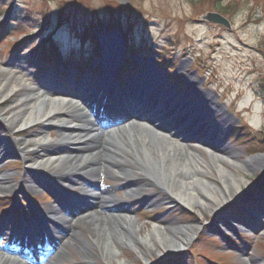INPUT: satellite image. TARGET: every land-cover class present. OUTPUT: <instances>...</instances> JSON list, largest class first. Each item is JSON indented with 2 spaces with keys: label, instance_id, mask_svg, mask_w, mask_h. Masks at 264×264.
Segmentation results:
<instances>
[{
  "label": "rangeland",
  "instance_id": "1",
  "mask_svg": "<svg viewBox=\"0 0 264 264\" xmlns=\"http://www.w3.org/2000/svg\"><path fill=\"white\" fill-rule=\"evenodd\" d=\"M6 6H13L11 14L5 12ZM210 12L219 13L228 20L230 30L202 19L201 16ZM116 25L129 37L124 56L111 68L113 73H121L120 87L129 83L130 74L136 79L147 76V61H150L161 83L156 89L161 91L162 87H168L174 96L185 95L187 101L206 95L222 107L227 119L223 118V113H215L210 119L222 127L210 133V140L219 149L237 152L238 157L234 160L240 164L253 158H259L261 162L253 169L244 164L236 169L226 165L240 181L239 187L234 189V200H230L233 203L219 197L220 214L206 211L203 216L199 210L169 203L168 193L159 196L158 191L146 186L148 182L139 181L143 190L126 198L121 188L139 179L136 175L140 173L137 163H133L128 155L132 161L129 174H119L116 168L105 165L110 172L103 168L96 182L103 190L118 188L114 192L117 204L110 210H102L99 199H83L77 194L65 210L66 214L77 219L101 210L108 214L130 212L144 225L143 233L157 221L167 227L199 224L195 239L175 255L163 253L162 256L148 251L144 259L136 250L123 248L122 260L131 264H264V0H0V79L4 78V72H9L13 78L31 85L49 81L46 75L51 72H45L42 63L38 62L39 56H43L42 50L36 52V58L32 48L41 46L40 41L49 43L50 39L66 64L63 72H69L68 63L81 60L83 51V57L97 58L93 61L94 67L101 70L98 65L102 63L101 53L91 48L92 42L82 46V32L87 29L98 37L108 36ZM103 28L106 30H98ZM25 36L32 39L21 48V53L14 52L18 44L15 42ZM142 56L147 61L141 65L138 57ZM132 59L135 60L133 65ZM57 75L60 77L61 73ZM65 78L69 79L67 74ZM93 80L96 81V77ZM195 85H198V91L194 89ZM14 99L0 108L7 107ZM116 119L123 121L111 118L105 123L111 124ZM187 121L192 122V119L187 117ZM42 130L41 126L35 125L14 135L7 134L0 119V134L6 138L0 144V156H3L0 173L11 175L10 184H0V226L8 228L26 223L30 209L47 212L52 209L53 202L48 194L54 193L55 188L66 187L69 176L65 180L48 181L45 180L47 174L42 172L37 187L26 184L31 176L24 175L25 164L16 154L11 140L29 137ZM46 133L50 134L49 141L55 139L54 128H48ZM200 136L198 133L186 135L189 144L175 139L171 143L177 147H194L211 161L210 154L200 144ZM158 143L161 144L159 141L153 144L157 146ZM53 148L56 147L45 149ZM206 178L218 189L223 187L215 170ZM30 186H33L32 190H29ZM20 189L24 192L19 193ZM154 197L160 201L159 205H146L145 200ZM23 214L24 220H21ZM237 220L241 222L238 224ZM84 224L87 232L80 239L90 236L89 229L93 231L88 222ZM232 225L237 228L236 235ZM56 231L59 238L45 249L47 259L54 254L49 259L52 264H119L122 261L103 259L98 248L81 244L79 238L72 239L64 227L56 228ZM174 256L176 260L169 261Z\"/></svg>",
  "mask_w": 264,
  "mask_h": 264
},
{
  "label": "bare ground",
  "instance_id": "2",
  "mask_svg": "<svg viewBox=\"0 0 264 264\" xmlns=\"http://www.w3.org/2000/svg\"><path fill=\"white\" fill-rule=\"evenodd\" d=\"M118 41L117 36H111L103 41L104 47L106 46L109 51V58L107 57L104 61L106 67L112 64V59L117 58ZM4 73V78L0 79V105L15 98L7 107L0 108V119L6 126L7 134L14 135L35 125L43 128L41 132L29 137L11 140L15 146L16 154L22 157L25 164L24 175L31 176L26 184L36 183L37 173L35 172L37 171L47 174L45 180L48 181L64 180L67 176L77 174L82 178V185L79 189L81 197L83 199H99L101 209L109 210L112 205L118 202L114 196L116 189L101 190L96 184L97 179L101 176L105 165L116 168L119 174H129L132 163L128 159V155H130L134 160L133 163H137L140 172L136 175L139 176V179L128 183L135 185L131 189V193L143 190V184L140 183L148 182L146 186L158 191L159 196L163 192H167V200L171 204L182 205L189 210H199L203 216L206 211L219 215V197L225 201L234 200L236 195L234 189L240 185V181L234 178L232 171L227 166L236 169L241 168V165L244 164L246 168L253 169L261 162V159L253 158L240 164L234 160L238 157L237 152L219 151L209 144V139L205 138L206 142L203 143V147L210 154L211 161L194 147L188 145L177 147L172 144L173 139L183 143L189 141L166 132V127L162 125L168 120L170 125H174L176 121L180 122L177 108L171 107L176 99L166 98L160 107L153 106L154 109L156 108V112L146 111V109L141 110L146 114L133 112L132 115L136 118L130 122L103 129L92 117L69 114L64 101L52 96L51 92L45 89L40 82L31 85L23 80L13 78L9 72ZM148 78L149 81L146 84L149 87L155 78L151 74ZM86 87L88 86H84V89ZM197 88L198 85H195L196 90ZM95 89L97 88L95 87ZM21 90L22 92L18 94ZM98 91L99 89L95 91L94 98ZM162 91L169 94L168 90ZM149 99L150 97H148ZM137 100L140 101L139 106H143V102H147L144 97ZM190 100L187 103L183 100L182 106L193 116L197 126L200 125V121L202 122V127L193 129L195 126V124L192 125L193 122L188 125L183 123L177 130L189 133L191 129L194 133L207 129L205 133L207 136L209 132L217 128L211 123L210 117L215 113L223 112L215 101L211 97L206 98V95H200L197 100ZM112 102L114 101L112 100ZM101 109L97 108L96 111L104 113L105 110ZM181 111L183 112V110ZM138 116L144 117L145 120H140ZM74 123L76 125L70 128V125ZM48 128L56 130L55 139L52 141L48 139L50 134L46 133ZM5 140V135L0 134V144ZM155 141H159L161 144L158 143L155 146L153 144ZM50 146L70 149L45 153V148ZM2 161L3 156L1 155L0 164ZM212 170L217 172L218 179L223 185L221 189L212 185L206 178L212 173ZM105 171L110 172L108 169ZM10 179L11 175L8 172L0 173V184H10ZM139 181L141 182L139 183ZM32 189L33 186H30L29 190ZM22 192L24 190L20 189L19 193ZM145 201L149 207H156L160 203L157 197L147 198ZM102 210L77 219L69 217L62 208L47 212L54 220L55 225L58 228H66L70 233L69 237L75 240L82 238V235L87 232L84 223L88 222L93 227V231L89 229L91 237L80 239L79 242L89 247L98 248L100 256L109 261L124 259L123 248L136 250L144 259L148 251L152 254L174 255L183 251L199 231L198 223L183 227H167L157 221L158 223L155 222L151 229L143 233L144 225L130 213L108 214L109 212ZM53 233L51 241L55 242L59 238V233L55 228ZM93 241H96L97 244ZM23 261L21 254L11 256L6 254L5 248H0V264H23ZM119 264L131 263L122 260L119 261Z\"/></svg>",
  "mask_w": 264,
  "mask_h": 264
},
{
  "label": "water",
  "instance_id": "3",
  "mask_svg": "<svg viewBox=\"0 0 264 264\" xmlns=\"http://www.w3.org/2000/svg\"><path fill=\"white\" fill-rule=\"evenodd\" d=\"M202 19L206 20L208 22L221 24V25H224V26L230 28L229 22L225 18H223L222 16H220L219 14H216V13H208L205 16H203ZM214 148H216V147H214ZM216 149L218 150L219 148H216Z\"/></svg>",
  "mask_w": 264,
  "mask_h": 264
},
{
  "label": "trees",
  "instance_id": "4",
  "mask_svg": "<svg viewBox=\"0 0 264 264\" xmlns=\"http://www.w3.org/2000/svg\"><path fill=\"white\" fill-rule=\"evenodd\" d=\"M11 8H12V6H11ZM10 9V6H7V9H6V11H8ZM62 21V19H60V22ZM118 25H116L115 27H117ZM85 32H87V31H85ZM87 39V34H86V36H85V40ZM58 59V58H57Z\"/></svg>",
  "mask_w": 264,
  "mask_h": 264
}]
</instances>
